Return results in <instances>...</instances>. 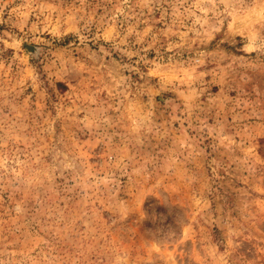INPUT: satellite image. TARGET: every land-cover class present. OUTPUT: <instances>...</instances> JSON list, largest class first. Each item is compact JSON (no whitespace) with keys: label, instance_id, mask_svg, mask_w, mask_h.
<instances>
[{"label":"rangeland","instance_id":"obj_1","mask_svg":"<svg viewBox=\"0 0 264 264\" xmlns=\"http://www.w3.org/2000/svg\"><path fill=\"white\" fill-rule=\"evenodd\" d=\"M0 264H264V0H0Z\"/></svg>","mask_w":264,"mask_h":264}]
</instances>
